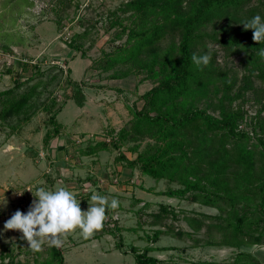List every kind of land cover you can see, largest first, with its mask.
<instances>
[{
    "label": "trees",
    "instance_id": "obj_1",
    "mask_svg": "<svg viewBox=\"0 0 264 264\" xmlns=\"http://www.w3.org/2000/svg\"><path fill=\"white\" fill-rule=\"evenodd\" d=\"M253 1L126 0L117 8L129 14L131 24L122 25L117 38L126 36L125 43L117 45L109 53L103 70L118 71L119 65H125L127 68L124 71L115 72L111 78H126L132 70L146 69L158 79L151 88L139 95L134 101L136 104L133 109L129 107L131 117L119 129L107 127L102 132L103 136H107L103 140L90 137L88 144L81 147L80 152L83 156H90L109 150L111 144L120 149L128 141L148 138L152 142L147 143L143 151H137V145L129 146V151L136 155L129 157L125 151H120L114 158L116 163H124L125 167L133 171L137 169L156 182L164 179L178 184L177 187L168 186L161 194L218 211L214 215L177 211L170 204L161 202L157 211L148 214L151 220L144 221L142 215L139 217V228L144 224L159 226L151 235L148 233V244L157 242L161 235L178 238L187 235L193 240V246L203 244L236 248V255L230 264H262L256 254L241 249L264 245V117L261 116L264 111V41H254L253 30H246L241 24L256 14L264 17V0H257L256 3ZM55 20L57 25L61 24L60 17ZM213 21L226 23L220 26L219 32L217 29L210 34L200 32L202 26ZM114 22L122 24L119 19ZM177 33L180 35L178 45L167 47L159 57L156 49H160L161 40ZM86 34L87 29L64 41L69 47L81 52V46L76 42ZM205 36L211 37L212 41L230 54L244 56V65L249 72L244 75L243 85L234 93V83L227 71L214 67L215 55L207 65L197 67L193 63L191 56L193 53L200 55L195 47ZM3 47L9 50L10 45L3 44ZM19 63L28 67L25 61ZM62 63L50 66L51 71L56 69L60 73H55L47 81L36 80L46 74L45 70L39 68V63H36V76L27 77L24 81L16 79L12 87L0 91V121L26 114L17 125V128L20 127L29 118L25 110L27 104L35 95L40 96L42 86L45 90L53 80L62 76L60 82L62 86L65 82V88H69V91L61 103L57 98L44 101L43 104L46 105L43 110L47 111L49 119L42 142L47 146L54 138L62 135L65 125L58 121L57 115L69 99L80 105L84 104L83 84L86 83L85 80L71 78L70 67L64 79L63 65H60ZM253 76L258 77L262 83L259 88H255L254 96L260 107L254 115H249L244 109V102L247 100L246 91L253 85ZM217 80L222 82L221 94L210 95L209 85ZM26 85L27 89L21 92L20 87ZM109 88L120 89L111 85ZM208 98L210 100L206 102V106H201L200 102ZM238 98L242 101L233 105ZM141 101L142 105H137ZM210 107H213V112ZM247 122L251 125V130L242 127ZM253 139L258 142L254 143ZM86 178L93 179L94 175ZM102 184L103 181L99 186L102 187ZM104 187L107 191V186ZM83 200L87 201V197ZM108 204L110 203L106 202L105 218L112 209ZM169 218L186 221L190 230L182 227L176 229L169 223ZM103 225L107 226L105 220ZM115 228L116 232L121 230L117 225ZM200 232L206 237H198ZM156 249L152 245L143 248L132 246L131 252L137 264H163V260L150 254ZM41 252L37 251L32 264H67L60 247H47L42 259L39 258ZM12 254L11 250L4 248L0 264H24L15 262ZM6 258L9 260L5 261ZM193 264L220 262L200 259Z\"/></svg>",
    "mask_w": 264,
    "mask_h": 264
},
{
    "label": "rangeland",
    "instance_id": "obj_2",
    "mask_svg": "<svg viewBox=\"0 0 264 264\" xmlns=\"http://www.w3.org/2000/svg\"><path fill=\"white\" fill-rule=\"evenodd\" d=\"M30 1L33 2V12L39 15V19L35 21V24L38 22L35 36L40 39L35 40V44L30 50L19 49L15 45L7 50L4 49L2 41H0V91L12 87L16 79L24 81L27 77L36 76L37 72L34 67L36 63H39V68L46 72L42 78H36V80L47 81L55 73H60L56 69L51 71L50 66L53 63H59L58 58H64L66 64L64 60L60 64L63 65L64 79L70 66L71 78L77 81H86L83 84L85 100L83 105L78 104L73 99L68 100L60 114L57 115L59 122L66 127L68 139L71 138L65 154L64 151L53 146V142L47 146L42 142L49 119L47 111L43 110L46 105L43 104L44 101L48 102L52 98H57V101L61 103L69 91V88L68 90L65 88L66 83L64 82L62 86L60 82L62 76L53 80L47 89L44 90V87H41L40 96L35 95L27 104L25 110H27L29 118L20 127L17 128V125L27 116L26 114L19 117L12 116L4 122L0 121V205L7 202L4 207L0 208V255L3 249L7 248L13 253L15 262L33 263L37 251L28 247V242L22 237L20 231H2L4 222L17 209L27 212L34 199L31 191H27V186L32 191L39 187L46 190L64 187L77 198L82 210H86L89 203H92L90 200L92 193L104 196L108 203H111L113 198L118 200V206L112 208L105 218L107 226L103 225L101 229L87 238L82 235L79 228L61 237L60 248L67 264H137L131 247L143 248L147 245L157 248L150 254L163 260V264L173 262L193 264L200 259L230 264L236 255V248L203 244L193 246V240L187 235L182 238L173 235H161L157 242L148 244L147 235H151L153 230L159 226L144 224L139 228V217L142 215V220H151L148 214L157 211L161 202L170 204L177 211L205 212L210 215L218 213L215 208L161 194L168 186L177 187L178 184L169 183L164 179L156 182L141 174L137 169L130 173V169L124 168V163H116L114 160L120 151H125L129 157L135 156L136 154L129 151V146L137 145V151H143L147 143L152 142V140L141 138L136 142L128 141L120 149L112 145L111 142L110 149L102 150L98 154V158H86L80 152L81 147L88 144L90 137L97 136L96 138L99 140L107 137L103 136L101 131L104 132L107 129L104 126L108 123H110L109 127L115 126L116 129H119L131 117L129 107L133 109L136 104L134 101L139 95L151 88L158 79L146 69H137L138 71L132 70L124 79L111 81V76L115 75V72L121 73L127 67L119 65L118 71L103 70L104 65L108 62L109 53L117 45L125 43L126 36L117 38V35L121 31L122 25L131 24V19L128 18V13H123L117 8L122 1L126 0ZM253 2L256 3L257 0ZM2 4L4 8L9 9L6 14H16L15 12L21 8L20 5L24 4V0H0V7ZM55 17L61 18L60 25H57ZM117 19L121 20L122 24L114 22ZM5 20L8 21L7 18H4ZM11 21L14 23L15 20L12 19ZM224 23L226 22H209L201 27L200 32L210 34L216 29L219 32L220 26ZM66 27L67 30H65ZM85 29H87V34L76 42L77 45L81 46L80 53L60 40L79 35ZM4 36L8 40L18 41L22 44V38L17 35L10 33ZM179 38L180 35L177 33L168 35L161 40L160 49H156L157 55L160 57L169 46L176 47ZM72 40L75 41L73 37ZM47 47H49L48 50ZM195 50L200 55L207 53L210 58L216 56L214 67L227 71L228 77L234 83L233 93L243 85L244 75L249 72L244 65L243 55L230 54L208 36H205L197 44ZM174 54L177 55V50L174 51ZM20 61H25L28 67L22 66ZM87 68L89 69L87 70ZM252 78L253 85L246 91L247 100L244 102V109L249 115H254L260 107V104L255 102L254 96L255 88L262 85L258 77L253 76ZM112 83L122 87H119V90H109L111 89L109 84L114 85ZM221 86L222 82L219 80L210 84L208 89L210 95L221 94ZM27 87V85L20 87L21 92L25 91ZM209 100L210 98L206 101L203 100L204 102L201 101L200 105L206 106V102ZM241 101L242 99L238 98L233 105H237ZM137 105H142V101ZM209 109L214 111L213 107ZM110 112L112 119L107 117ZM261 116L264 117V111ZM250 126L249 122L242 125L248 129ZM83 133L91 136L82 135ZM72 139H74L73 142H71ZM253 142L257 143L258 140L253 139ZM120 173L123 179H113L115 176L117 178ZM90 175H94V178H86ZM102 181L105 185L102 184L100 187L99 184ZM103 185L107 186L106 189L109 190L106 191ZM24 190L26 191L23 195H18L15 192ZM85 197H87V201L83 200ZM168 221L176 229L182 227L185 230H190L186 221L182 219L177 221L169 218ZM115 225L120 227L119 232L115 231ZM136 228L138 229L135 230ZM110 230L116 234H112ZM197 236L206 237L203 232ZM49 246L48 240L45 239L40 248L42 251L40 259L46 255L45 249ZM241 249L251 251L260 260L264 259V245H253ZM8 260L9 258H6L5 261Z\"/></svg>",
    "mask_w": 264,
    "mask_h": 264
},
{
    "label": "clouds",
    "instance_id": "obj_3",
    "mask_svg": "<svg viewBox=\"0 0 264 264\" xmlns=\"http://www.w3.org/2000/svg\"><path fill=\"white\" fill-rule=\"evenodd\" d=\"M241 24L246 30H253L254 41H264V17L260 14L254 15ZM191 59L197 67H200L207 65L210 57L207 53L199 56L193 53ZM25 191L15 192L18 195H23ZM27 191H31L34 197L27 212L17 209L4 222L2 231H20L22 237L27 240L28 247L33 250H40L45 239L48 240L50 246L60 247L61 237L77 228L87 238L103 227L106 198L102 195L93 193L90 197L92 203H89L86 210H82L80 202L67 188L58 187L46 190L39 187L35 191ZM6 203L0 205V208L4 207ZM107 206L116 208L118 200L113 198Z\"/></svg>",
    "mask_w": 264,
    "mask_h": 264
},
{
    "label": "crops",
    "instance_id": "obj_4",
    "mask_svg": "<svg viewBox=\"0 0 264 264\" xmlns=\"http://www.w3.org/2000/svg\"><path fill=\"white\" fill-rule=\"evenodd\" d=\"M20 7H21L20 10H18V11L15 12L16 14H14V13H11V14L8 13V14H6L9 9L4 8L3 4L1 5V7H0L1 8L0 9V41H2V45L3 44H8V45H10V47H12V46L15 45L19 49L22 48L23 50H28V49L30 50V48H32L34 46L35 40L40 39L39 37L35 36V34H37L35 30H36L37 25H38V22H37V24H35V21L37 19H39V15H36V13L33 12V2L30 1V0H24V4L23 5H20ZM4 18H7L8 21L7 20L4 21ZM1 19H2V21H1ZM10 19L11 20L14 19L15 20L14 23ZM6 33H8V34L11 33V34H14V35H17V36L21 37L22 38V44L19 43L18 41L15 42L13 40H10V41L6 40L5 39V36H4ZM60 40L64 41L63 38L60 39ZM6 41H7V43H6ZM41 41H43V40H41ZM48 48L49 47H47L46 49L48 50ZM47 50H45V51H47ZM48 52L51 53L50 51H48ZM53 58L56 59L54 56H53ZM58 59H59L58 60L59 62H63L62 60H64V58H58ZM64 62L66 64V61L65 60H64ZM67 65H68V63H67ZM119 79H124V78H119ZM111 81H117V79H111ZM112 84H114V83H112ZM110 85L111 84H109V86ZM111 86L122 87L121 85H115V84L114 85H111ZM109 90H113V89H109ZM60 112L58 113V115L60 114ZM107 117H110L111 118V112L109 113V115ZM109 124L110 123H108L104 127L105 128L106 127L109 128ZM111 127H113V126H111ZM105 128H103V129H105ZM102 132L103 131H101V133ZM66 133L67 132H66V127H65L64 133L62 135L54 138L51 141V143L53 142V144H54L53 146H55L58 150L64 151V154L66 153L67 144L71 140V138L68 139L69 137H68V135H66ZM82 135H86V134L83 133ZM86 136H91V135L89 134V135H86ZM94 137H97V136H94ZM84 139H85V137L83 138V140ZM73 140L74 139H72L71 142H73ZM82 147H84V146H82ZM48 150H50V149L48 148ZM100 152H98L97 154H93V155H90V156H84V157H86V158H89V157L94 158V157H97L98 154H100ZM124 168L127 169V170L130 169V173H132V171H133L131 168H127V167H124ZM127 170H126V173L128 172ZM121 173L117 176L116 179H118V178L123 179L122 176H121ZM110 175L114 176L113 174H110ZM107 190H109V189H107ZM260 258H262V257H260ZM262 260H261V262L264 264V259L262 258Z\"/></svg>",
    "mask_w": 264,
    "mask_h": 264
},
{
    "label": "built area",
    "instance_id": "obj_5",
    "mask_svg": "<svg viewBox=\"0 0 264 264\" xmlns=\"http://www.w3.org/2000/svg\"><path fill=\"white\" fill-rule=\"evenodd\" d=\"M65 30H67V27L65 28ZM66 38H67V37H65V39H66ZM26 188H27L28 190L30 189V187H29V186H27Z\"/></svg>",
    "mask_w": 264,
    "mask_h": 264
}]
</instances>
